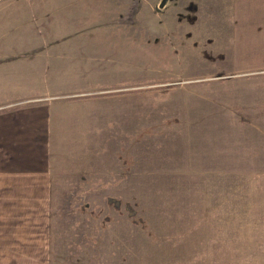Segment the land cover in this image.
Segmentation results:
<instances>
[{"label": "rangeland", "instance_id": "374dc122", "mask_svg": "<svg viewBox=\"0 0 264 264\" xmlns=\"http://www.w3.org/2000/svg\"><path fill=\"white\" fill-rule=\"evenodd\" d=\"M160 1L0 0V53L32 40L49 103L87 82L75 72L127 87L124 103L81 101L75 130L64 121L48 264H264V0ZM75 34L129 39L74 57ZM14 69L27 61L0 60L9 81ZM26 222L0 220V259L10 239L43 234Z\"/></svg>", "mask_w": 264, "mask_h": 264}, {"label": "crops", "instance_id": "0c3cea01", "mask_svg": "<svg viewBox=\"0 0 264 264\" xmlns=\"http://www.w3.org/2000/svg\"><path fill=\"white\" fill-rule=\"evenodd\" d=\"M79 22L75 26H78ZM14 27H17V22ZM15 34L14 30L12 35ZM114 38H117V41L129 39L125 36L98 37L75 34L74 37H67L66 42L77 45L75 54L72 56L78 57L82 43L107 44ZM60 40V38L55 37L53 42ZM30 41L32 40L29 37H24L21 40L8 43L6 50L14 49L15 52L0 53L1 61L25 60L28 66L26 73L20 72L18 69L11 70L10 81L6 74L0 72V220L10 218L21 221L23 219V221H27L25 226L28 228L30 223L36 220L39 221L37 227L41 228L43 234L38 236L34 243H31L33 236L30 238H28L29 236L21 237L23 239L21 243H16L15 240L10 239L5 249L2 250L4 256L0 259V264H12L16 256L18 260L22 259L23 264H48L47 237L50 217L48 211L50 185L52 174L56 172L53 165L59 155L57 154L59 143L65 132L64 121L68 119L70 129L75 130L81 124L78 118V111L83 105L80 103L81 101L98 103L101 100L104 102L102 104L124 103L121 101V97H124L123 91L127 88L123 85L120 77L117 80V85L120 86L117 94L116 91L112 90L114 89L112 87L114 86L113 81L110 86L90 88L87 82L92 81L94 76L88 74L87 71L75 72L77 80L82 76L86 78L87 82L73 85L72 91L64 95L69 96L66 97L69 99L68 103H58L55 106L47 100L51 96L35 92L37 88L36 82L34 83L36 73L35 47L32 44L31 49H24L25 46H30ZM119 52L117 51L116 55ZM107 53L106 61H110V64L115 66L116 55L114 56L111 52ZM31 67L34 68L35 73L29 71ZM91 74L98 75L97 72H91ZM116 97L118 100L114 101ZM69 110L71 111L67 113ZM86 122H82L81 132H87L83 125ZM87 124L90 125L91 121H88ZM86 137L89 138L88 133ZM72 150L66 151L65 154L61 150L60 152L62 155H67ZM74 158L76 159V157ZM3 203L7 204L2 205ZM43 204H47V208L40 206ZM42 210H45L46 213L42 214ZM13 212L18 214L25 212V215L6 217ZM14 250H17V255H14Z\"/></svg>", "mask_w": 264, "mask_h": 264}, {"label": "water", "instance_id": "95a60500", "mask_svg": "<svg viewBox=\"0 0 264 264\" xmlns=\"http://www.w3.org/2000/svg\"><path fill=\"white\" fill-rule=\"evenodd\" d=\"M166 0H161L160 3H159V6H163V4L165 3Z\"/></svg>", "mask_w": 264, "mask_h": 264}]
</instances>
